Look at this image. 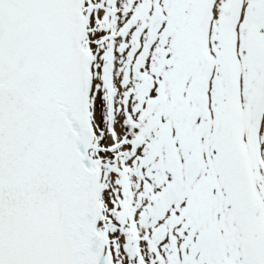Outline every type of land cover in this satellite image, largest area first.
I'll return each instance as SVG.
<instances>
[{
	"label": "snow or ice",
	"instance_id": "6c2138e0",
	"mask_svg": "<svg viewBox=\"0 0 264 264\" xmlns=\"http://www.w3.org/2000/svg\"><path fill=\"white\" fill-rule=\"evenodd\" d=\"M0 264H264V0H0Z\"/></svg>",
	"mask_w": 264,
	"mask_h": 264
}]
</instances>
